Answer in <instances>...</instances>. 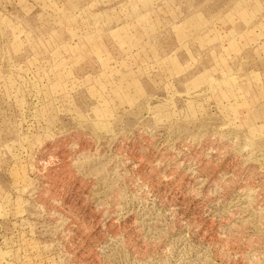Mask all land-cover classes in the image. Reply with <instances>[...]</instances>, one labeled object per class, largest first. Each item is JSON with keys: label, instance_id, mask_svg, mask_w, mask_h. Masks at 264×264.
Masks as SVG:
<instances>
[{"label": "rangeland", "instance_id": "rangeland-1", "mask_svg": "<svg viewBox=\"0 0 264 264\" xmlns=\"http://www.w3.org/2000/svg\"><path fill=\"white\" fill-rule=\"evenodd\" d=\"M0 264H264V0H0Z\"/></svg>", "mask_w": 264, "mask_h": 264}]
</instances>
